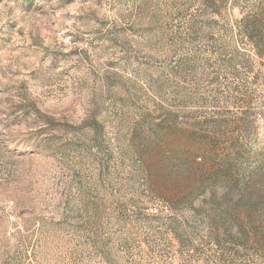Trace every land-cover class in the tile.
Instances as JSON below:
<instances>
[{
    "label": "rangeland",
    "instance_id": "obj_1",
    "mask_svg": "<svg viewBox=\"0 0 264 264\" xmlns=\"http://www.w3.org/2000/svg\"><path fill=\"white\" fill-rule=\"evenodd\" d=\"M0 264H264V0H0Z\"/></svg>",
    "mask_w": 264,
    "mask_h": 264
}]
</instances>
